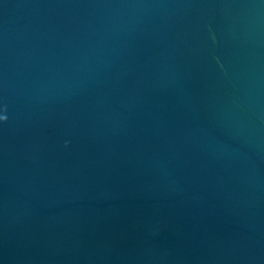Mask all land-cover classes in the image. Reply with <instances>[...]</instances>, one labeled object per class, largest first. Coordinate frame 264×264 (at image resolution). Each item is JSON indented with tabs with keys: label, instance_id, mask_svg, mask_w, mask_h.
Listing matches in <instances>:
<instances>
[{
	"label": "water",
	"instance_id": "obj_1",
	"mask_svg": "<svg viewBox=\"0 0 264 264\" xmlns=\"http://www.w3.org/2000/svg\"><path fill=\"white\" fill-rule=\"evenodd\" d=\"M0 264H264V0H0Z\"/></svg>",
	"mask_w": 264,
	"mask_h": 264
}]
</instances>
